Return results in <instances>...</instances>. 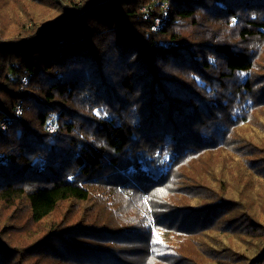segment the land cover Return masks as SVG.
<instances>
[{
  "label": "trees",
  "instance_id": "16d2710c",
  "mask_svg": "<svg viewBox=\"0 0 264 264\" xmlns=\"http://www.w3.org/2000/svg\"><path fill=\"white\" fill-rule=\"evenodd\" d=\"M0 264H264V0H0Z\"/></svg>",
  "mask_w": 264,
  "mask_h": 264
},
{
  "label": "built area",
  "instance_id": "2783aa9c",
  "mask_svg": "<svg viewBox=\"0 0 264 264\" xmlns=\"http://www.w3.org/2000/svg\"><path fill=\"white\" fill-rule=\"evenodd\" d=\"M162 9H164V18H163V20L165 19V17H166V9H167V7H166V5H163L162 6ZM161 23H162V21L161 20H156L155 21V24H154V29H156L159 25H161ZM54 126L53 125H48V127H47V130L48 131H54Z\"/></svg>",
  "mask_w": 264,
  "mask_h": 264
}]
</instances>
